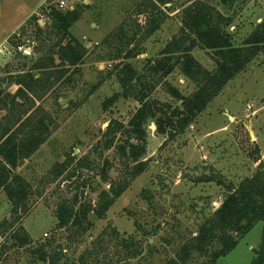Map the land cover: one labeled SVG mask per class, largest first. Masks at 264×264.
<instances>
[{
    "label": "rangeland",
    "instance_id": "1",
    "mask_svg": "<svg viewBox=\"0 0 264 264\" xmlns=\"http://www.w3.org/2000/svg\"><path fill=\"white\" fill-rule=\"evenodd\" d=\"M60 1L52 0L41 9L44 21L40 22L43 26L45 21L48 22L46 8L49 5L59 7ZM135 1L65 0L66 4L79 5L83 10L81 19L74 24L71 32L86 44L89 51L83 62L69 68L54 89L39 102L55 118V125L51 136L37 153L22 159L14 171L32 185L34 192L42 189L49 169L64 161L72 152L77 159L90 155L96 161L98 171L109 160L112 163L109 171L111 181L124 176V163L117 145L125 141V133L118 135L115 148H100L96 152L95 146L104 141L103 133L112 120L128 125L131 116L140 107V102L133 97L120 98L114 105L104 107L105 101L122 91L114 69L119 61L109 59L113 47L106 42V38L113 31H120V27L131 35L134 32L130 30L133 20L145 23L143 16L135 14ZM191 1L174 0L161 6L165 15L160 28L144 41L143 53L129 60L140 72H147L151 63L161 57L162 50L182 25L180 11ZM220 1L211 0V3L234 17L229 30L234 35L235 44L242 45L264 17V0H247L246 4L238 0L232 9L220 4ZM35 28L34 23L29 22L19 31L20 34L25 33L19 36L20 39L13 37L12 54L10 51L6 56L0 54V79L10 92L18 89L17 84L10 82L13 74L25 63L17 53L20 52L15 46L17 42L24 44L30 52L37 44L46 47L34 54L28 65L44 56L51 45L37 38ZM31 40L33 43L29 42ZM193 55L204 68L215 69L216 60L210 50L198 47ZM12 69L11 73L8 72ZM161 82H169L185 95L196 89L179 68ZM152 97L162 102H175L163 83L156 86ZM146 128L147 152L144 158L148 160L147 169L132 181L105 218L90 213L92 225L87 232L77 234L75 229L71 232L57 227V206L61 199L72 196L68 188L59 185V182L45 186L41 196L36 193L30 196L29 212L15 228L23 225L34 244L57 238V244L68 247L69 258L77 259L97 248L94 253L98 255L100 264H167L168 260L176 257L180 246L196 234L201 223L221 205L227 193V184L238 185L264 161V51L230 81L222 93L175 139L159 134L154 121L148 122ZM85 173L93 180V186L102 183L100 176L94 175L93 171ZM206 177L213 180L205 181ZM219 179L224 183L220 185ZM109 185L103 183L97 191L89 187L87 201L97 202L101 189L109 188ZM144 190L148 198L142 195ZM11 209L12 203L1 190L0 223L4 218L11 217ZM263 228L264 221H259L217 264H250L255 257V249L262 241ZM113 230L118 235H111ZM131 238L134 245L128 251L122 243ZM5 243L10 245L12 241L7 236H0V247ZM133 252L136 257L127 258V253ZM94 257L90 264H98ZM27 262L28 254L24 248L0 253V264ZM205 262L204 258H197L188 264Z\"/></svg>",
    "mask_w": 264,
    "mask_h": 264
},
{
    "label": "trees",
    "instance_id": "2",
    "mask_svg": "<svg viewBox=\"0 0 264 264\" xmlns=\"http://www.w3.org/2000/svg\"><path fill=\"white\" fill-rule=\"evenodd\" d=\"M173 1L136 0L135 14L137 17L143 16L145 23L133 20L130 23V30L134 31L131 35L120 27L122 34L116 30L106 38V42L113 47L109 59L119 61L114 69L122 91L105 101L104 107L114 105L120 98L130 97L138 100L140 107L131 116L128 125L112 120L103 133L104 141L95 146V151L115 148L118 135L125 133V141L117 145L124 163V176L111 181L109 171L112 163L109 160L98 171L96 161L90 155L77 159L75 152H72L64 161L57 162L49 169L42 189L36 192L31 184L14 171L22 159L31 158L37 153L51 136L55 125V118L39 102L54 89L69 68L83 62L89 49L71 32V28L82 17L81 6L71 10L49 5L45 10L48 22L45 21L44 26L40 23V17H31L29 22L34 23L37 38L51 45L47 47L46 54L32 65L27 62L33 60L37 52L44 51L45 46L37 44L30 54L17 52L25 63L13 74L10 82L18 85L15 92H10L0 79V191L3 190L12 203L11 217L4 218L0 223V236H7L12 243L3 244L0 247L1 254L10 249L24 248L28 254L27 264H90L93 256L100 264L98 255L94 253L97 248L77 259L69 258L66 252L68 247L57 244V238L34 244L23 225L15 228L18 221L29 212L30 196L33 193L41 196L47 185L58 182L59 185H65L72 196L61 199L57 206V227L71 232L75 229L77 234L87 232L92 225L90 213L105 218L132 181L147 169L148 160L144 157L147 152L148 122L156 123L159 134H167L170 139H175L222 93L230 81L245 71L264 51V17L243 44L236 45L234 35L229 30L234 17L223 13L211 0H192L180 11L182 25L162 50L161 57L151 63L147 72H140L129 60L143 53L144 41L160 28L162 16L165 15L161 6ZM241 1L243 4L247 2ZM235 2L238 0H221L219 3L232 9ZM24 34H16L15 37ZM18 43L15 45L17 49L24 46ZM198 47L213 53L216 60L214 70L204 68L195 58L193 51ZM122 59L124 62H120ZM177 68L196 86L189 95L183 94L169 82H161ZM161 83L167 85L174 103L152 97V92ZM85 171H93L94 175L100 176L102 183L93 186V180L86 176ZM212 180V177L205 178V181ZM218 181L220 185L224 183L222 179ZM103 183H109V188L101 189L97 202H88V188L92 186L97 191ZM142 195L149 197L145 190ZM259 221H264V161L238 185L227 184V193L221 205L201 223L196 234L180 246L176 257L168 260L167 264H188L197 258H204L205 264H217L236 248ZM115 231L111 235H118ZM122 245L129 251L134 245V239L124 240ZM127 254V258H135L137 255L135 252ZM250 264H264V228L262 241L255 249V257Z\"/></svg>",
    "mask_w": 264,
    "mask_h": 264
},
{
    "label": "crops",
    "instance_id": "3",
    "mask_svg": "<svg viewBox=\"0 0 264 264\" xmlns=\"http://www.w3.org/2000/svg\"><path fill=\"white\" fill-rule=\"evenodd\" d=\"M50 1L52 0H0V54H12L10 47L14 46L10 40L16 34L20 35V29L32 16L40 15L41 9ZM40 21H44L42 15Z\"/></svg>",
    "mask_w": 264,
    "mask_h": 264
},
{
    "label": "built area",
    "instance_id": "4",
    "mask_svg": "<svg viewBox=\"0 0 264 264\" xmlns=\"http://www.w3.org/2000/svg\"><path fill=\"white\" fill-rule=\"evenodd\" d=\"M59 7L61 8V9H74V6L73 5H68V4H66V2H65V0H61L60 1V3H59ZM18 49L20 50V51H24L25 53L28 51L27 50V48L26 47H24V46H19L18 47ZM46 236H47V234H46Z\"/></svg>",
    "mask_w": 264,
    "mask_h": 264
},
{
    "label": "water",
    "instance_id": "5",
    "mask_svg": "<svg viewBox=\"0 0 264 264\" xmlns=\"http://www.w3.org/2000/svg\"><path fill=\"white\" fill-rule=\"evenodd\" d=\"M27 53L30 54L31 52L30 51H27ZM152 128H154V124L152 125ZM22 161L20 162V164L22 163Z\"/></svg>",
    "mask_w": 264,
    "mask_h": 264
}]
</instances>
